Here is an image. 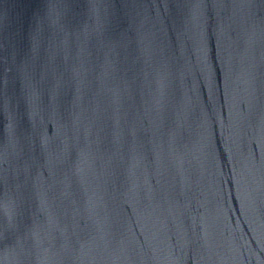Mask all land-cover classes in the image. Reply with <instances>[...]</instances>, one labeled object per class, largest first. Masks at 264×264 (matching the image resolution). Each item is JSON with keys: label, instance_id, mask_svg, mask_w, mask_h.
I'll use <instances>...</instances> for the list:
<instances>
[{"label": "water", "instance_id": "obj_1", "mask_svg": "<svg viewBox=\"0 0 264 264\" xmlns=\"http://www.w3.org/2000/svg\"><path fill=\"white\" fill-rule=\"evenodd\" d=\"M0 264H264V0H0Z\"/></svg>", "mask_w": 264, "mask_h": 264}]
</instances>
